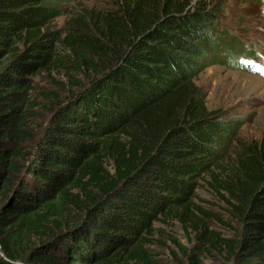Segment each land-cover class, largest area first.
<instances>
[{"label": "trees", "instance_id": "1", "mask_svg": "<svg viewBox=\"0 0 264 264\" xmlns=\"http://www.w3.org/2000/svg\"><path fill=\"white\" fill-rule=\"evenodd\" d=\"M63 1L0 0V264H164L148 248L164 217L213 245L194 201L205 180L238 202L232 264H264V139L228 162L235 121L195 83L241 56L220 7L117 0L59 28ZM54 72L68 95L34 134V78Z\"/></svg>", "mask_w": 264, "mask_h": 264}, {"label": "rangeland", "instance_id": "2", "mask_svg": "<svg viewBox=\"0 0 264 264\" xmlns=\"http://www.w3.org/2000/svg\"><path fill=\"white\" fill-rule=\"evenodd\" d=\"M195 1V0H194ZM219 6L222 15L221 28L227 35L223 40L230 42L240 52L238 63L216 59L213 64H205L195 79V83L204 93V100L210 111L220 112L221 117L234 120L227 142L226 159L232 163L238 158L244 147L258 145L264 139V75L253 70L264 63V0H205ZM117 0H64L61 7L65 14L54 21L57 27H64L72 9L95 7L113 8ZM250 63H245V62ZM48 77L46 73L36 76L33 99L40 105L32 118L34 134L42 123L52 115L54 101L51 95L65 99L68 86L63 84V76L58 72ZM60 79L56 87L54 79ZM43 92V94L41 93ZM52 92V93H50ZM233 164V163H232ZM234 163V167H235ZM237 166L235 167V169ZM194 201L207 212L199 214L207 223L208 235L213 243L202 242L201 232L191 223L181 222L172 217H164L155 224L149 235L152 242L148 248L164 264H190L189 255L199 258L203 264H232V242L239 238L240 218L232 203L238 204L230 194L201 181L195 192Z\"/></svg>", "mask_w": 264, "mask_h": 264}, {"label": "snow or ice", "instance_id": "3", "mask_svg": "<svg viewBox=\"0 0 264 264\" xmlns=\"http://www.w3.org/2000/svg\"><path fill=\"white\" fill-rule=\"evenodd\" d=\"M245 63H250V62L246 61ZM257 70L260 71L262 75H264V65L257 66Z\"/></svg>", "mask_w": 264, "mask_h": 264}]
</instances>
